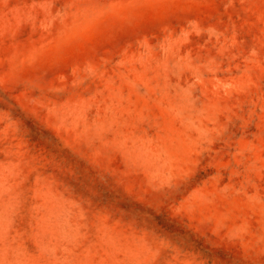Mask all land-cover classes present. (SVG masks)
<instances>
[{"label": "rangeland", "instance_id": "obj_1", "mask_svg": "<svg viewBox=\"0 0 264 264\" xmlns=\"http://www.w3.org/2000/svg\"><path fill=\"white\" fill-rule=\"evenodd\" d=\"M0 264H264V0H0Z\"/></svg>", "mask_w": 264, "mask_h": 264}]
</instances>
